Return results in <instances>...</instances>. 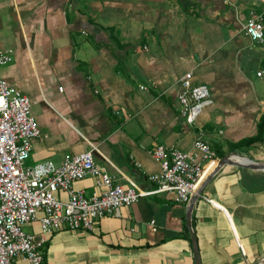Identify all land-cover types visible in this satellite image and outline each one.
<instances>
[{
    "label": "crops",
    "instance_id": "1",
    "mask_svg": "<svg viewBox=\"0 0 264 264\" xmlns=\"http://www.w3.org/2000/svg\"><path fill=\"white\" fill-rule=\"evenodd\" d=\"M253 13L264 22V0H0V49L13 53L0 78L31 98L41 132L27 163L93 149L115 183L151 190L156 145L190 151L201 137L218 159L264 161V139L243 144L264 116V43L244 29ZM187 71L212 100L194 124L178 109ZM72 187L87 197L104 189L91 176ZM187 205L155 193L92 231H54L46 264H195ZM191 226L202 264H264V170L221 167ZM26 229L38 236L39 220Z\"/></svg>",
    "mask_w": 264,
    "mask_h": 264
},
{
    "label": "built area",
    "instance_id": "2",
    "mask_svg": "<svg viewBox=\"0 0 264 264\" xmlns=\"http://www.w3.org/2000/svg\"><path fill=\"white\" fill-rule=\"evenodd\" d=\"M244 29L254 43H264L261 14L253 13ZM12 60L11 49H0V66ZM262 73L259 71L258 75ZM177 101L180 114L187 123L194 124L212 101L209 86L194 83L192 71H187L179 81ZM40 135L31 98L0 78V264H18L21 257L27 264H46L45 251L54 231H92L101 217L118 214L121 207L147 195L169 192L176 202L188 203L218 160L216 152L201 137L190 151L174 145H156L150 151L160 167L150 177L156 186L142 190L115 183L96 162L93 149L66 154L60 164L52 160L28 164L34 140ZM88 176L104 188L90 197L72 187L74 181ZM60 190L68 193L66 200L57 196ZM37 219L38 236L26 229Z\"/></svg>",
    "mask_w": 264,
    "mask_h": 264
},
{
    "label": "water",
    "instance_id": "3",
    "mask_svg": "<svg viewBox=\"0 0 264 264\" xmlns=\"http://www.w3.org/2000/svg\"><path fill=\"white\" fill-rule=\"evenodd\" d=\"M231 154H225L217 160L216 164L213 166L212 170L206 175L204 180L202 181L201 185L197 189V191L191 196V198L188 201L187 209H186V225L190 233L191 237V243H192V249H193V258L195 264H202L201 260V254L198 244V239L194 231L192 230L191 226V210L193 208V205L199 195H201L203 188L205 185L209 182V180L219 171V169L225 165H233L236 167H242V168H248V169H254V170H264V162L251 160V158H248L249 162H239L231 159Z\"/></svg>",
    "mask_w": 264,
    "mask_h": 264
},
{
    "label": "trees",
    "instance_id": "4",
    "mask_svg": "<svg viewBox=\"0 0 264 264\" xmlns=\"http://www.w3.org/2000/svg\"><path fill=\"white\" fill-rule=\"evenodd\" d=\"M263 139H264V116L262 117L261 122H260V124L258 126L257 134L255 136H253V137H249L248 139H245L243 141V144L250 145V144H253L255 142H261V141H263ZM223 155H224L223 152L222 153H218L219 157H221Z\"/></svg>",
    "mask_w": 264,
    "mask_h": 264
},
{
    "label": "bare ground",
    "instance_id": "5",
    "mask_svg": "<svg viewBox=\"0 0 264 264\" xmlns=\"http://www.w3.org/2000/svg\"><path fill=\"white\" fill-rule=\"evenodd\" d=\"M231 159H233L235 161H239V162H249L247 156L242 155V154H238V153L231 154ZM212 168L209 170V172L212 170Z\"/></svg>",
    "mask_w": 264,
    "mask_h": 264
},
{
    "label": "rangeland",
    "instance_id": "6",
    "mask_svg": "<svg viewBox=\"0 0 264 264\" xmlns=\"http://www.w3.org/2000/svg\"><path fill=\"white\" fill-rule=\"evenodd\" d=\"M3 66H5V65H1V66H0V69H1ZM260 162H264V161H260Z\"/></svg>",
    "mask_w": 264,
    "mask_h": 264
}]
</instances>
